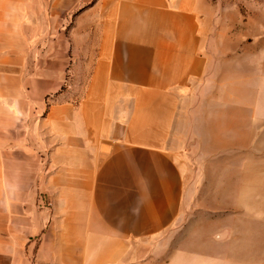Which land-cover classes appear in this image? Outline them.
Listing matches in <instances>:
<instances>
[{"label": "crops", "instance_id": "obj_1", "mask_svg": "<svg viewBox=\"0 0 264 264\" xmlns=\"http://www.w3.org/2000/svg\"><path fill=\"white\" fill-rule=\"evenodd\" d=\"M212 11L208 0H0L6 80L24 95L18 137L36 147L22 167L37 189L0 197V264H264L223 241H163L185 197L178 160L147 139L168 115L157 99H232L234 63L209 41ZM46 39L71 53L18 65L27 43ZM62 60L90 74L76 102L47 99Z\"/></svg>", "mask_w": 264, "mask_h": 264}, {"label": "rangeland", "instance_id": "obj_2", "mask_svg": "<svg viewBox=\"0 0 264 264\" xmlns=\"http://www.w3.org/2000/svg\"><path fill=\"white\" fill-rule=\"evenodd\" d=\"M208 1L213 10L209 41L232 56L227 89L233 94L232 99L228 90L223 99L182 98L180 105L157 99L165 100L168 115L154 118L147 139L178 160L185 197L180 222L163 241L171 249L179 242L223 241L232 244L234 257L264 259V0ZM46 32L42 26V37ZM6 46L0 41V197H31L37 191L34 171L22 166L36 147L30 138L24 148L18 137V102L24 95L6 80L12 57ZM50 49L71 53L70 43L29 42L18 65H48ZM58 66L63 72L56 74L57 93L47 99L78 101L90 74L69 72L64 60ZM6 207L0 201V210Z\"/></svg>", "mask_w": 264, "mask_h": 264}]
</instances>
